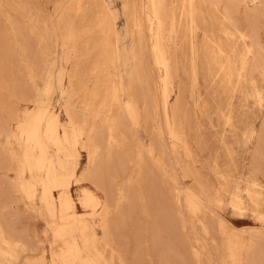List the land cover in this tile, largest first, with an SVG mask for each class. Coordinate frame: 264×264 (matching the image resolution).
Here are the masks:
<instances>
[{
  "label": "rangeland",
  "instance_id": "374dc122",
  "mask_svg": "<svg viewBox=\"0 0 264 264\" xmlns=\"http://www.w3.org/2000/svg\"><path fill=\"white\" fill-rule=\"evenodd\" d=\"M135 21L142 33L132 40ZM210 38L237 48L231 87L207 64ZM247 45L255 50L245 57ZM129 75L138 137L115 149L101 207L85 219L94 139L112 82L122 79L127 100ZM63 196L72 228L57 206ZM119 210L128 215L120 230ZM102 258L264 264V0H194L190 12L188 0H0V264Z\"/></svg>",
  "mask_w": 264,
  "mask_h": 264
},
{
  "label": "bare ground",
  "instance_id": "6f19581e",
  "mask_svg": "<svg viewBox=\"0 0 264 264\" xmlns=\"http://www.w3.org/2000/svg\"><path fill=\"white\" fill-rule=\"evenodd\" d=\"M193 3L194 0H188L189 12L192 9ZM226 3L229 4L230 0H226ZM154 28L155 19L150 18L148 20L147 30L149 31V33H152L154 31ZM221 31L225 36H227V32L225 30ZM141 33V24L139 21H135L134 24L129 27V36L132 40H134L136 36H140ZM105 35L108 38L115 37L114 29L112 26H109L105 29ZM254 50V46L247 45L244 50V56L248 57L252 55ZM235 55H237L236 47H228L223 42L214 38H210L207 40L205 51V59L207 61V64L212 68L215 77L219 79L220 82L226 87H231L235 76H239L238 70L236 69L235 64L233 62V57ZM163 73H166L165 68L160 71V74L163 75ZM128 94L129 98L126 100L123 81L120 77H116V79L112 82L109 91V97L111 100V110L109 111V115L99 125L96 134L97 136L94 139L92 156L90 158V170L88 174L84 177V179L92 185V187L90 186L91 190H85L82 193V207L84 210L85 219L91 220L95 214V210L101 207L98 200V193L101 191H106V189L103 188L105 186H103L101 182H103L106 177L105 174L107 172V167L109 163L115 160V149L121 148L123 145H125L129 141L130 136L138 137L136 133L138 131V127L140 126L141 113L136 103L134 75H129L128 77ZM114 107H118L120 114L119 117L113 116ZM39 123L40 121H37L35 127H33V138L36 137L38 134ZM78 127L81 129V131H83V125H78ZM56 130L57 127L55 125L48 128L51 140L57 133ZM56 147L60 149L61 145L57 143ZM97 179L101 183V186L100 184L96 183ZM186 192L189 210L193 215L198 214L200 211V205L197 198L191 191L188 190ZM72 202L73 201L71 197L63 196L59 200L57 205L59 211L65 213L66 216H61V220L62 218L63 220L66 219L69 228H72L75 224L73 222L74 215H68V213L71 212L73 208ZM232 209L238 212L239 214L243 212V208H241L239 204H233ZM50 212L54 215H56L57 213L55 209H50ZM127 221L128 215L119 210L115 215V229L120 230L124 228V224H126ZM106 235H108V237H106V240H109V231L106 233ZM77 256L79 257L81 262H84L83 254L77 251ZM101 264H107V261L102 258Z\"/></svg>",
  "mask_w": 264,
  "mask_h": 264
}]
</instances>
